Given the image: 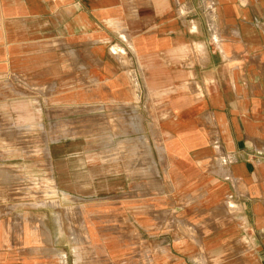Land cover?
Returning a JSON list of instances; mask_svg holds the SVG:
<instances>
[{
	"label": "crops",
	"instance_id": "obj_1",
	"mask_svg": "<svg viewBox=\"0 0 264 264\" xmlns=\"http://www.w3.org/2000/svg\"><path fill=\"white\" fill-rule=\"evenodd\" d=\"M0 264H264V0H0Z\"/></svg>",
	"mask_w": 264,
	"mask_h": 264
},
{
	"label": "rangeland",
	"instance_id": "obj_2",
	"mask_svg": "<svg viewBox=\"0 0 264 264\" xmlns=\"http://www.w3.org/2000/svg\"><path fill=\"white\" fill-rule=\"evenodd\" d=\"M91 82L92 81L79 80V85L78 86L85 87V86H88V83L89 84H93ZM15 83H16L15 84L16 89H19V90H21L23 86L28 87V85L26 83L25 84L22 83V80L21 81H16ZM31 87L35 88V85L31 83ZM93 130L94 131L92 133H89V135L92 136V137H94V139L98 140V143L95 144L96 149L97 148L98 149H103V150L106 149V127H94ZM31 131L32 132L35 131L37 134L38 133L39 134H45V131H46L47 135H50V134L51 135H54V129H52L50 127H47L46 129L44 127H42L39 130L32 129ZM70 133L71 132H70V129L69 128H62V136L63 137H69L70 136ZM57 135L59 136L58 132H57ZM69 147L70 146L68 144V148ZM62 163L65 166V164H66L65 161H62ZM79 182H80V184L83 182V177L82 176L79 177ZM80 194H83V193H80Z\"/></svg>",
	"mask_w": 264,
	"mask_h": 264
}]
</instances>
